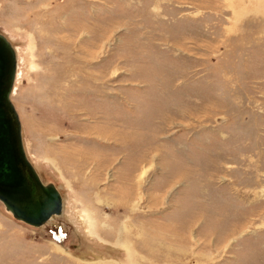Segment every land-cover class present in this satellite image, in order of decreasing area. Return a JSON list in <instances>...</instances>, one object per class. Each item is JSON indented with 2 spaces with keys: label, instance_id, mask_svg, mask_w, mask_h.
<instances>
[{
  "label": "rangeland",
  "instance_id": "obj_1",
  "mask_svg": "<svg viewBox=\"0 0 264 264\" xmlns=\"http://www.w3.org/2000/svg\"><path fill=\"white\" fill-rule=\"evenodd\" d=\"M0 31L66 199L0 203V264H264V0H0Z\"/></svg>",
  "mask_w": 264,
  "mask_h": 264
},
{
  "label": "water",
  "instance_id": "obj_2",
  "mask_svg": "<svg viewBox=\"0 0 264 264\" xmlns=\"http://www.w3.org/2000/svg\"><path fill=\"white\" fill-rule=\"evenodd\" d=\"M16 69V48L0 31V203L14 219L42 227L62 215L64 199L60 187L41 176L24 148L11 99Z\"/></svg>",
  "mask_w": 264,
  "mask_h": 264
},
{
  "label": "bare ground",
  "instance_id": "obj_3",
  "mask_svg": "<svg viewBox=\"0 0 264 264\" xmlns=\"http://www.w3.org/2000/svg\"><path fill=\"white\" fill-rule=\"evenodd\" d=\"M16 53H17V50H16ZM17 57H18V53H17ZM18 59V58H17ZM17 64H18V61H17ZM16 77H17V69H16ZM15 77V78H16ZM16 82V80L14 81V83ZM14 86H15V84L13 85V89H12V91L14 90ZM13 93V92H12ZM12 99V98H11ZM13 101V100H12ZM13 103H14V101H13ZM14 105H15V103H14ZM15 108H16V105H15ZM16 110H17V108H16ZM17 112H18V110H17ZM18 114H19V112H18ZM19 118H20V121H21V124H22V129L24 128L23 127V123H22V120H21V117H20V114H19ZM23 144H24V148H25V150H26V147H25V142H24V135H23ZM27 153V152H26ZM29 156V155H28ZM30 158V157H29ZM62 195H63V193H62ZM63 199H64V207H63V213H64V210H65V205H66V199H65V197H64V195H63ZM91 220V219H90ZM91 222H92V220H91ZM93 224V223H92ZM29 225V224H28ZM30 226H32V225H30ZM33 227H36V228H39V227H37V226H33Z\"/></svg>",
  "mask_w": 264,
  "mask_h": 264
}]
</instances>
